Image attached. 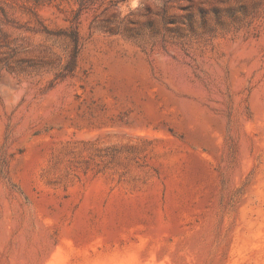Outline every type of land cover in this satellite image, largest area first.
I'll return each instance as SVG.
<instances>
[{
  "label": "rangeland",
  "instance_id": "rangeland-1",
  "mask_svg": "<svg viewBox=\"0 0 264 264\" xmlns=\"http://www.w3.org/2000/svg\"><path fill=\"white\" fill-rule=\"evenodd\" d=\"M0 264H264V0H0Z\"/></svg>",
  "mask_w": 264,
  "mask_h": 264
},
{
  "label": "clouds",
  "instance_id": "clouds-1",
  "mask_svg": "<svg viewBox=\"0 0 264 264\" xmlns=\"http://www.w3.org/2000/svg\"><path fill=\"white\" fill-rule=\"evenodd\" d=\"M135 5H133V7H134Z\"/></svg>",
  "mask_w": 264,
  "mask_h": 264
}]
</instances>
